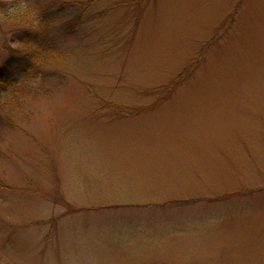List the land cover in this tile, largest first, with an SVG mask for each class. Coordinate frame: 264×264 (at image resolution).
Masks as SVG:
<instances>
[{
    "label": "rangeland",
    "instance_id": "obj_1",
    "mask_svg": "<svg viewBox=\"0 0 264 264\" xmlns=\"http://www.w3.org/2000/svg\"><path fill=\"white\" fill-rule=\"evenodd\" d=\"M69 5L60 70L0 19V264H264V0Z\"/></svg>",
    "mask_w": 264,
    "mask_h": 264
},
{
    "label": "trees",
    "instance_id": "obj_2",
    "mask_svg": "<svg viewBox=\"0 0 264 264\" xmlns=\"http://www.w3.org/2000/svg\"><path fill=\"white\" fill-rule=\"evenodd\" d=\"M42 0H0V19L12 23L13 30H16L18 38L15 41L21 49L27 52L30 63L25 65L24 72H31L37 67V63H48L62 69V49L55 41L56 34H54V20L55 14L64 15L62 8L65 5L73 6L79 0H61V5L54 9L53 3L45 4ZM144 2L146 0H137V2ZM80 4H85L81 2ZM69 21L68 34L73 33L82 25L86 17L82 12L75 15ZM67 23V22H66ZM13 39V42H15ZM7 65H2L0 68V89L3 95L0 96V108L10 111L9 101L14 102L12 94L21 83L22 79H14V77L7 74ZM35 77V75H32ZM34 79V78H31ZM26 81V79H25ZM30 80H27L29 82ZM13 100V101H12ZM150 201H148L149 203ZM147 204V203H146ZM158 204V203H153ZM151 205V204H149Z\"/></svg>",
    "mask_w": 264,
    "mask_h": 264
}]
</instances>
